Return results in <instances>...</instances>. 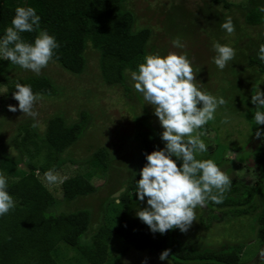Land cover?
Listing matches in <instances>:
<instances>
[{
  "label": "trees",
  "instance_id": "obj_1",
  "mask_svg": "<svg viewBox=\"0 0 264 264\" xmlns=\"http://www.w3.org/2000/svg\"><path fill=\"white\" fill-rule=\"evenodd\" d=\"M129 0H0V38L5 35L6 29L12 26L17 7H34L37 15L41 17L40 28L33 32L21 33L26 43L34 44L40 31L46 30L56 37L59 47L54 50L53 61L62 65L71 74H82L89 68L88 50L97 52L100 66L99 81L112 85L127 86L128 72L138 71V66L144 62L145 57L151 55L150 47L154 36L151 26H138L135 12L128 7ZM215 3H224L227 12L218 17L213 25L214 33L225 32L221 24L230 17L229 12L235 6L226 0H214ZM264 6V0H249L244 9V19H235L234 26L239 29L238 36L248 39V42L228 44L235 49V58L218 72V81L227 85V90H236L243 108H240L245 119L251 124L253 134L247 141L251 143L258 129L264 125H256L254 120L256 105L251 102V96L259 89L264 81V61L259 59L257 52L264 44V12L258 9ZM203 11H213L203 8ZM240 25V26H239ZM256 32L253 36L251 31ZM251 32V33H250ZM155 47V46H154ZM100 63V64H99ZM8 60L0 58V77L7 78L6 72L12 67ZM88 67V68H87ZM218 70L217 67H215ZM210 76L214 70L208 72ZM14 75L17 73L14 72ZM10 94L16 91L17 82L30 85L36 94H55L56 85L47 75L34 74L25 77L16 76L8 79ZM231 93V92H230ZM209 94V91H208ZM143 106V105H142ZM145 107V105L143 106ZM202 107V103L200 106ZM146 109V108H144ZM264 111V109H260ZM80 119L75 122L68 121L66 116L55 115L48 120L45 133L41 136L35 130V138H41L48 148L46 163L38 166L32 157L25 160L30 150H20L19 156L0 150V173L7 177V191L15 200V208L8 214L0 217V264H69L64 259L63 249H73L81 261L86 264H106L110 259L111 241L116 237L126 244V252L131 248L140 251H149L161 254L170 249L169 260L173 264H240V252L246 247L248 241L260 239L264 245V207L257 204L256 195L264 196V138L254 153V161L260 169V180L256 186H249L243 182L232 179L230 191H227L223 202L216 204L209 201L206 205L210 210L221 212L219 220L227 218H240L253 216L252 235L244 241L228 240L222 249L211 248V244L185 241L191 232H181L178 228L169 230L166 234L153 233L149 226L136 215L138 209L147 207V197L141 202L137 192V180L140 171L147 163V154L154 150L163 149L166 145L161 139L162 130L148 123L145 114L136 112L137 122H142L144 128L135 132V140L139 144L140 152L135 156L127 157L131 171L129 180L124 183L125 189L118 197H109L119 210L115 220L102 223L91 232L93 214L91 209L83 207L73 210L61 209L64 203H72L80 197L93 195L102 187L97 186L93 178L105 175L111 176L110 171L119 160L118 154L108 146H89L82 155L83 161L90 160L91 165L87 171L67 177L62 182L63 198L60 200L41 178L51 166L59 168L69 158L73 157L70 147L75 146L91 124L84 119L89 112L82 110ZM211 125L209 121L204 128ZM34 137V136H32ZM208 146V151L197 153L196 158L211 159L221 168H225L228 175L232 174L231 167L226 166L225 151L227 147L221 146L219 138L216 148H211L209 140L201 137ZM31 140V136L29 137ZM31 142L36 146V154L40 153L42 146L38 142ZM45 147V148H46ZM210 149L212 151H210ZM231 149L242 150L244 146L234 145ZM216 150V152H215ZM219 152L215 156L214 153ZM68 154L64 157L62 154ZM33 154V153H31ZM55 156V163L51 159ZM176 159L175 157H173ZM249 157L248 159H251ZM25 163V168L20 164ZM182 166V160H177ZM231 177V176H230ZM108 198V200H110ZM117 199L120 203L116 205ZM255 210V214H253ZM80 261V262H81ZM123 263V261H121ZM119 263V264H121Z\"/></svg>",
  "mask_w": 264,
  "mask_h": 264
},
{
  "label": "rangeland",
  "instance_id": "obj_2",
  "mask_svg": "<svg viewBox=\"0 0 264 264\" xmlns=\"http://www.w3.org/2000/svg\"><path fill=\"white\" fill-rule=\"evenodd\" d=\"M226 2L235 5L229 12L233 21L244 19L245 12L241 7L248 5L249 0H226ZM128 7L135 12L138 26L154 28V36L151 41L154 50L150 47L152 54L159 53L161 56H166L170 52H186L193 64L196 75L195 83L202 91L206 93L209 91V94L216 98L223 97L225 99L226 103L219 106L214 113L215 119L211 121V125L200 129V131L206 132L204 138L209 140L211 148H216L218 138L221 146L227 147L225 164L233 170L232 174L229 175L232 179L249 186H256L260 180V169L253 156L256 148L263 143V138H257L255 135L253 141L247 145L253 130L240 109L243 108V105L238 101L239 93L236 90L230 91V93L227 90L228 86L218 81V76H220L218 72H222V70L216 66L213 59L217 54L212 47L214 42H219L222 45L229 43L237 45L238 42H248V39L238 36L235 32L239 30L238 27H235V31L231 35L227 31L224 33L217 32V35L214 33L213 25L217 23L218 17L228 11L227 8H224V3H215L214 0H129ZM204 7L211 8L213 11H209V13L203 11ZM251 32L253 36L257 35L255 30ZM177 37L185 45L184 48H177L173 45L172 41ZM258 52L259 50L250 52V54L257 55ZM87 55L90 56L89 68L87 67L88 69L82 74L73 75L60 63L53 60L41 70V75L45 74L54 81L56 93L39 94L41 99L34 105V110L39 113L36 117L39 124L35 128L32 126L33 118L19 110L18 101L9 93V81L11 80H8L16 76L25 77L35 73L18 65L6 72L5 77L7 78L0 77V150L5 149L16 156H19L20 150H30L24 159L29 160L32 157L34 162L41 166L48 159L46 156L48 148L41 138H35V130L42 136L51 117L63 115L72 123L80 119L82 110L88 111L89 115L84 116V119L91 124L85 130L80 141L68 149L69 151L72 150L73 157L79 158V160L76 162L68 158L59 168L51 166V169H54L61 177V181L58 183L49 184L44 175H41V178L62 200L63 180L87 171L91 165L90 160L83 161L82 155L86 153L83 150L88 149L89 146H96L95 143L98 140V145L108 146L118 154L119 160L115 163L117 167L111 169V176L107 179L105 175L93 178L94 183L102 187L98 192L80 197L69 204L63 202L61 206V209L66 210L83 207L91 209L93 214L92 232L102 223L115 220L119 212L109 197H118L125 189L122 182L129 180L132 171L125 161H127V157L136 156L140 152L139 144L134 139V135L138 129L145 126L142 122L136 121V112L142 111L146 117L148 116V123L164 129L159 118L155 115L154 106L148 104L144 100L143 94L135 90V82L131 80L130 76L132 71L128 72L126 83L130 89L121 84L108 86L97 78L102 74L99 69L100 66L99 68L96 66L99 58L98 53L88 50ZM213 70L215 74L212 73L210 76L208 72ZM14 72L17 74L14 75ZM259 89L264 90V81L260 83ZM9 104L16 105L17 111H9ZM225 119H227V123H223ZM30 136L34 143L38 142V145L42 146L40 153H35L36 146L29 139ZM234 145L244 146V149H231V146ZM210 151L212 150L210 149ZM214 154L216 156L219 152ZM62 155L68 156L66 153ZM251 156L252 158L248 159ZM55 161L53 155L51 163L54 164ZM20 168H25V163L20 164ZM221 169L225 171V168ZM255 200L259 206L264 207V196L256 195ZM115 202L117 205L120 203V199ZM195 211L197 221H194L187 231L191 232L190 237L193 238V241L188 236H185V241L198 242L199 244L209 243L211 248L219 250L224 247V243L228 240L244 241L252 235L254 215H246L240 218L227 216V218L219 220L221 212L217 209L210 210L205 206L197 207ZM253 214H255V210H253ZM260 249H264L261 240L250 239L239 254L240 264H261ZM125 252L126 244L115 237L111 241V255L106 264H119L121 261H123L121 264H145V260L146 264H173L169 259L160 260V254L149 251L131 248L126 254ZM63 254L64 259L69 264H86L85 261H81L73 249L64 248Z\"/></svg>",
  "mask_w": 264,
  "mask_h": 264
},
{
  "label": "clouds",
  "instance_id": "obj_3",
  "mask_svg": "<svg viewBox=\"0 0 264 264\" xmlns=\"http://www.w3.org/2000/svg\"><path fill=\"white\" fill-rule=\"evenodd\" d=\"M258 10L264 12V6ZM40 21L34 7H17L12 26L0 38V58L39 75L59 47L56 37L46 30L40 31L31 44L26 43L20 34L39 29ZM221 27L229 35L235 31L231 17ZM172 43L177 48L185 47L179 37ZM212 47L217 53L214 63L223 70L235 58V49L219 42H214ZM258 56L264 61V44L260 45ZM130 76L135 82V90L154 106L155 115L164 129L161 139L166 142L163 149L146 156L147 163L137 180V192L141 202L147 197L148 206L138 209L136 215L153 233L163 235L176 228L186 233L197 221L195 209L205 207L209 201L222 203L224 194L231 188L232 177L220 166L211 159L196 158L197 153L208 151L201 138L206 132L200 129L215 119L217 108L226 101L223 97L218 99L202 91L195 83L193 64L186 52L148 55L138 66V71H132ZM15 88L13 98L18 101L19 110L32 117V126L38 127L36 117L39 113L34 110V105L41 99L40 95L34 93L30 85L17 82ZM251 102L258 109L254 115L256 125H264V111L260 110L264 109V90L257 89L251 96ZM201 103L203 106L198 107ZM8 110L16 112L17 106L9 104ZM227 122V119L223 121ZM255 135L264 138V129H258ZM178 159L182 160V166L178 165ZM44 176L49 184L61 181L54 169H49ZM7 188V177L0 173V217L15 208V200ZM170 251L164 250L160 260H168ZM259 257L264 264V249L259 250Z\"/></svg>",
  "mask_w": 264,
  "mask_h": 264
}]
</instances>
